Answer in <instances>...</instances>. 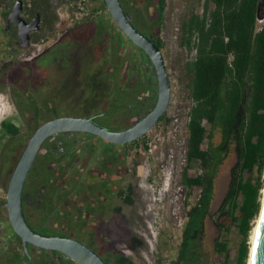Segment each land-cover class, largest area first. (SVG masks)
<instances>
[{"label":"flooded vegetation","instance_id":"1","mask_svg":"<svg viewBox=\"0 0 264 264\" xmlns=\"http://www.w3.org/2000/svg\"><path fill=\"white\" fill-rule=\"evenodd\" d=\"M7 1L0 0V102L7 105L0 116V264H80L61 251L25 243L16 234L7 207L9 185L36 132L53 120L87 118L122 132L146 118L159 101L157 70L104 4L106 12L88 7L78 17L68 4L61 6L68 13L42 14L33 13L30 1L23 0L21 17L27 23L40 14V28L24 46L19 23L10 22L18 0ZM120 1L132 24L159 46L172 99L166 44L159 45L160 0ZM167 111L133 142L116 143L84 131L46 138L23 187L22 209L29 226L44 236L76 240L106 264H121L119 256L127 255L114 252L115 218L134 203L130 196L138 194L140 180L150 178L145 140L163 124ZM4 125L14 126L17 133L4 134Z\"/></svg>","mask_w":264,"mask_h":264},{"label":"trees","instance_id":"2","mask_svg":"<svg viewBox=\"0 0 264 264\" xmlns=\"http://www.w3.org/2000/svg\"><path fill=\"white\" fill-rule=\"evenodd\" d=\"M73 1L60 0L59 5ZM91 1H101L106 7L105 0ZM258 2L205 0L201 13L192 9L180 24L179 44L193 54L184 65L185 87L192 105L181 176L187 210L173 264H218L212 262L205 248L207 222L212 218L221 233L213 244L215 258L230 264L228 236L236 228L240 241L235 264L249 263L250 237L260 216L264 190V22L257 20ZM30 3L33 13L56 14L50 0ZM166 7L167 0H160V27L165 22ZM159 45L163 48L165 42L159 39ZM164 121L170 120L165 117ZM2 132L14 135L17 129L4 125ZM232 155L236 161L231 180L212 215L216 179ZM196 192L195 202L190 203ZM140 246L142 241L138 240L131 248ZM119 262L137 264L124 255L119 256ZM158 264H163L161 259Z\"/></svg>","mask_w":264,"mask_h":264},{"label":"rangeland","instance_id":"3","mask_svg":"<svg viewBox=\"0 0 264 264\" xmlns=\"http://www.w3.org/2000/svg\"><path fill=\"white\" fill-rule=\"evenodd\" d=\"M5 2H9L4 0ZM30 0H28L29 2ZM66 1V0H64ZM205 0H167L165 22L160 33L166 47L165 53L170 73L172 74V99L166 121L151 135L155 138V148L148 153L149 180L141 179L138 194L133 196V204L125 208V215H116L114 252L122 251L131 257L135 263L158 264L161 259L163 264H173L177 259L181 243L182 227L185 222L186 190L181 184L182 170L186 164V150L188 132L186 124L188 112L192 105L185 87L184 65L193 54H189L179 44L180 24L192 9L202 12ZM60 0H52L56 6L55 12L68 13L59 5ZM91 10L102 9L106 12L103 2H90ZM52 41L48 42L49 45ZM7 110V105L0 102V116ZM236 158L232 155L221 167L215 183V200L212 215L219 208L231 180V168ZM141 173L143 170L141 169ZM1 188V187H0ZM2 196V192L0 193ZM197 192L190 199L195 202ZM124 217V218H123ZM212 218L207 222V236L205 248L212 262L223 264V258L217 260L213 251V244L221 237V233ZM258 219L254 224L256 227ZM250 242L252 245V235ZM231 240L230 264H235L237 248L240 241L238 230L234 228L228 236ZM134 238L142 241V246L132 250L135 245ZM115 262V260H113Z\"/></svg>","mask_w":264,"mask_h":264},{"label":"water","instance_id":"4","mask_svg":"<svg viewBox=\"0 0 264 264\" xmlns=\"http://www.w3.org/2000/svg\"><path fill=\"white\" fill-rule=\"evenodd\" d=\"M106 8L118 28L137 46L145 51L152 59L157 70L160 82V96L155 109L135 126L122 131H109L91 119L79 117H64L53 120L42 126L30 141L8 189L7 207L9 219L16 234L25 243L30 242L36 246L58 250L70 256L80 264H106L94 251L82 243L68 237L44 236L34 231L27 223L22 209V193L27 173L34 161L43 141L49 136L66 131H84L99 135L116 143L133 142L147 134L168 110L171 101V82L164 57L155 40L141 33L131 22L130 16L125 12L120 0H105ZM23 0H18L10 15V22L20 25L21 44L30 43V33L40 28V14L27 23L21 17ZM257 20L264 22V0H259ZM256 234L250 251L249 264H264V190L262 208L258 218Z\"/></svg>","mask_w":264,"mask_h":264},{"label":"built area","instance_id":"5","mask_svg":"<svg viewBox=\"0 0 264 264\" xmlns=\"http://www.w3.org/2000/svg\"><path fill=\"white\" fill-rule=\"evenodd\" d=\"M89 2L90 0H74L70 6L71 8L74 10V14L78 17L84 15L87 10H88V7H89ZM146 146L148 148V152L149 153H152L154 148H155V138L149 134L147 137H146Z\"/></svg>","mask_w":264,"mask_h":264},{"label":"bare ground","instance_id":"6","mask_svg":"<svg viewBox=\"0 0 264 264\" xmlns=\"http://www.w3.org/2000/svg\"><path fill=\"white\" fill-rule=\"evenodd\" d=\"M256 228L257 226L254 228V231H253V235H252V245H253V241H254V238H255V234H256ZM252 248V247H251ZM250 259V258H249ZM249 264V263H248Z\"/></svg>","mask_w":264,"mask_h":264}]
</instances>
